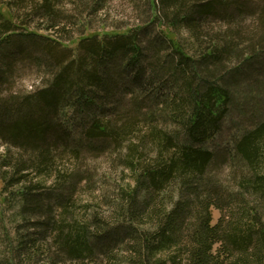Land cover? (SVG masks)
Segmentation results:
<instances>
[{
	"label": "trees",
	"instance_id": "16d2710c",
	"mask_svg": "<svg viewBox=\"0 0 264 264\" xmlns=\"http://www.w3.org/2000/svg\"><path fill=\"white\" fill-rule=\"evenodd\" d=\"M108 1L0 0V264H264V0L68 31ZM28 62L44 76L14 90ZM101 150L127 180L105 211L77 201Z\"/></svg>",
	"mask_w": 264,
	"mask_h": 264
},
{
	"label": "rangeland",
	"instance_id": "374dc122",
	"mask_svg": "<svg viewBox=\"0 0 264 264\" xmlns=\"http://www.w3.org/2000/svg\"><path fill=\"white\" fill-rule=\"evenodd\" d=\"M148 1L149 0H109L106 8L101 12L85 15L86 26L80 25L81 21L79 22V19H77L79 16L77 14L80 12L78 10L77 14H73L74 23H70L67 29L75 33L74 37H78L81 34L113 33L115 30L124 29L127 26L134 27L138 24H143L150 15ZM78 5L80 6V10L81 8H86L85 2L79 1ZM85 10L92 12L89 8ZM45 27L46 24L42 21V23H39V30L37 32L42 35L53 36V31H47ZM86 29L89 31H86ZM180 36L183 39V37L187 35L182 30ZM63 43L74 50L77 48L76 42L69 43V41H64ZM41 55L42 63H48L49 58L43 52L40 56ZM43 56L45 57L43 58ZM24 67L25 68L16 73L14 90L30 92L39 85L41 78L44 76V69H37L35 65L29 64V62L25 63ZM222 145H224L223 142ZM104 152L105 151L101 150L94 154L83 153V157L90 158L88 165L89 168H92L94 179L89 185H86V183H89L87 181L81 183L82 189L77 199L81 205L89 204L93 209L98 211L107 210V201L111 200L114 190L121 184L127 183L126 173L123 172V167L118 165L113 157H110V153ZM217 173L221 179H224V177L228 175L227 166H219L218 171H216V174ZM51 181L52 179L48 180V182ZM72 207L74 208L75 204L72 205ZM219 215V211L213 210V223H216Z\"/></svg>",
	"mask_w": 264,
	"mask_h": 264
}]
</instances>
